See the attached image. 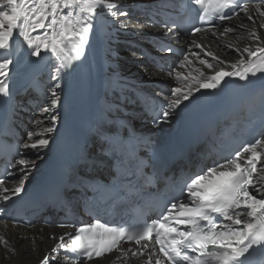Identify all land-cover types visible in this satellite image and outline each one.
Returning <instances> with one entry per match:
<instances>
[{
  "label": "snow or ice",
  "instance_id": "6c2138e0",
  "mask_svg": "<svg viewBox=\"0 0 264 264\" xmlns=\"http://www.w3.org/2000/svg\"><path fill=\"white\" fill-rule=\"evenodd\" d=\"M191 3L202 10L198 12L201 22L207 23L209 20L206 17L210 18L212 27L207 31L212 36L216 35L212 28L216 27L217 19L220 21V26H223L224 21L231 20L233 16L238 15L233 9H240L249 20H252L248 6L242 5L240 0H209L208 3L206 0H191ZM0 6L7 9L0 10V50L10 54V40L14 32L18 31L19 36L27 42L28 48H35V51L30 52L31 56L42 57L45 52L50 51L59 62L55 68L56 74L51 76L54 83L47 97L50 103L37 113L38 116L45 117L50 125L44 128L39 135L51 134L56 130L59 120L57 109L63 99L64 77L87 52V45L90 41L89 33L94 27L97 10L103 8L115 16L119 5L111 0H0ZM223 9H229L232 15L223 13ZM256 12L264 18V10H261L260 5H256ZM119 15L127 16V13L120 12ZM49 17H51V22L47 24V28L52 29L51 36L45 32L43 39L40 36L32 38L29 30L44 29ZM73 17L76 19L74 20ZM75 25H79V28ZM121 26L127 29V24ZM161 27L165 29V35H168L166 25ZM260 27L264 28V21L260 23ZM234 30L233 27H225L220 35L232 33ZM202 31L204 29L192 28L193 33ZM249 35L253 41L264 40V37L255 31L250 32ZM192 45L202 48L195 39L192 40ZM228 47L232 48V45L229 44ZM159 50L164 51V46L162 45ZM235 50L240 51L238 47ZM167 51L171 53L172 48L168 47ZM243 51L247 53L249 61L246 64L244 62L233 64L234 71L226 72L222 67L216 71L213 64L206 59H201L200 63L212 70L213 75H206L200 69H197L198 77H182L181 73L177 72V79L191 81V83L188 84L186 90L174 87L170 95L163 96L162 116L159 120H154V123L168 122L185 102L190 103L192 99H195V94L202 89H219L226 77H238L241 81H247L250 76H255L257 71H264V47L258 45L255 50L245 47ZM207 55L214 60H220L212 53H207ZM254 58H258L259 63L254 62ZM184 60L188 61L187 55L184 56ZM11 63L13 61L10 58L0 59V96L3 97L10 95V87L6 81L9 77L8 69ZM220 63L223 65L225 62L220 61ZM144 70L147 71V69ZM168 75H172L171 70ZM40 122L36 121V124ZM36 135L33 131L27 132L30 140ZM49 144L50 139L48 138H36L31 144L27 142L23 144L20 150L21 158L8 169V175L19 177L17 181H14L16 186L14 188L2 187L7 182V177L0 180V198L3 201L10 202L14 197L19 198L22 191H26V180L31 169L36 165V160L28 158V152L38 154ZM261 144H264V141L257 140L254 144L246 145L241 151H236L233 159L225 160L222 164H214L206 171L201 169L202 174H196L182 189L187 192L190 204L180 202L177 205L174 202L164 214L163 220L168 221L171 219L173 210H176L175 226L157 219L152 221L151 226L129 231L124 227H110L100 223L97 219L92 224L82 225L75 229L76 234L71 236L72 256L82 254L83 258L93 260L104 258L107 254L116 251L121 257L128 258L131 249L124 250L121 244L124 241H134L140 246V250L131 251V257H139L144 255L143 250L148 248V244L142 242L150 239L155 232L156 242L160 245V253L164 254L168 264H184V261L188 264H245L246 254L249 253L250 248L254 245L264 247V199H257L251 192V188L264 182V175H261L264 173V167H258V163L264 164V154L257 151V146ZM245 153L249 154L246 159ZM87 163L86 161V165ZM242 213L251 220H244ZM213 214H217L218 217L223 216L231 223L218 225L213 222ZM3 219L0 214V222ZM13 222L16 223L14 219ZM181 228L186 230H181ZM69 235L65 233L60 236L59 244L53 247L51 252L58 253L64 250L67 254L68 247L64 240L65 236ZM20 239H27V237ZM34 242L35 238H33ZM0 244L6 247L8 244L2 235H0ZM196 249H199L196 256L188 254V250L195 251ZM41 264H51L48 254L45 255ZM147 264H152L151 255L148 257ZM155 264H161L159 253L156 254Z\"/></svg>",
  "mask_w": 264,
  "mask_h": 264
},
{
  "label": "bare ground",
  "instance_id": "6f19581e",
  "mask_svg": "<svg viewBox=\"0 0 264 264\" xmlns=\"http://www.w3.org/2000/svg\"><path fill=\"white\" fill-rule=\"evenodd\" d=\"M135 1L136 0H111V2L119 5L115 16L103 8L97 10L96 19L94 20V29L90 30L89 33L90 41L87 45V52L81 58L80 62L64 77L63 99L57 109L59 120L56 130L51 134L40 136L39 134L43 129L50 126L46 122V118L34 114H32L30 118H27L28 131H33L37 135L30 140L27 134H25L26 140L24 143L27 142L31 144L35 142L36 138H48L50 139V144L39 152L41 153L39 157L36 156L35 153L30 159L36 160V165L29 173V178L26 181V190L35 182L37 175L47 163L50 148L57 135V131L62 125L64 117H66L71 110L82 107L84 103L89 100L99 101L110 108V105L114 104L115 101L113 99H108L106 97V92H111L112 89L117 88L119 82L133 81L144 88H151V86L147 85L150 81L170 83L171 76L155 70L152 66L145 65L144 61L138 57L136 52L132 51L126 44V41L141 43L144 40V35L152 32V29L144 22L143 16H141L136 9H131V5ZM248 8L252 20H249L246 15L242 16L241 11L240 14L236 15L224 26L233 27L235 29L234 32L221 36L220 33L224 31V27H222L218 31H213L216 33L215 36H212L210 33L206 39L201 38L199 34L191 37L192 40L195 39L197 43L201 44L202 48H196L192 45V40H184L182 44L187 50H190L191 53L188 55V61L182 58L172 65L171 71L174 77H176L177 72H180L182 77H198L199 72L197 69L204 71L206 75H213L214 72L212 70L207 69L205 65L200 63L201 59H206L213 64L216 71H219L221 67L226 72L234 71L235 69L232 67L233 64H240L241 62L246 64L249 61V57L247 53L243 51L245 47H250L252 50H255L258 45L264 47V40L253 41L249 35L250 32L255 31L258 35L264 37V28L260 27V23L264 21V18L260 17L256 12V5L249 6ZM0 10L7 9L0 6ZM261 10H264V8L261 7ZM120 12H126L127 16L119 15ZM73 19L75 20L76 17H73ZM50 22L51 17L46 20V27L44 29H36L35 31L30 29L31 37L35 38L36 36H40L43 39L45 32L51 36L52 29L47 28V24ZM122 24H127V29L123 28L121 26ZM75 27L79 28V25H75ZM155 34L161 35V33L157 32H155ZM162 34L165 35V33ZM165 36L169 37L170 34ZM19 40L21 41L18 42ZM10 43L12 46L10 54L0 50V59L10 58L13 61L8 69L9 75L24 73L30 81L35 80L46 84L50 95L54 83L51 76L56 74L55 68L59 63L56 57L50 51L45 52L42 57L31 56L30 52L35 51V48L29 49L27 42L23 37L19 36L18 31L14 32ZM229 44L232 45V48L228 47ZM237 47L240 49L239 52L235 50ZM200 52L204 54L202 57H200ZM207 53L218 56L220 60L212 59ZM139 59L143 62L139 61ZM220 61H224L225 63L221 65ZM144 69H147V71ZM129 75H139V77H137L139 79L126 78ZM233 78L234 77H226L225 80ZM179 80L181 82L178 85H173L170 89L181 87L186 90L188 84L191 83V81ZM76 83H78L77 86ZM204 90L205 89H202L201 91ZM197 94H195V96ZM48 103H50L49 100L42 108ZM187 104L188 102H185L183 106L176 111V114L182 111ZM36 121L41 122L36 124ZM168 125L169 124L166 123L163 128L160 126L150 128V131L163 135L166 133ZM139 127L149 128L144 124H141ZM262 141H264V139H262ZM259 147L262 152H264V144L259 145ZM15 186L16 184L11 182V185H5L3 187L14 188ZM23 192L24 191H22V193ZM58 232H63V230L55 227L42 226L38 223L32 226V228L27 229L11 224L4 225L0 223V235L4 236L8 241L7 247L0 244V264H38L47 251L50 252L51 264H74L67 261L62 255L51 252V249L56 247V234ZM21 237H27V239H20ZM33 238H35L34 243ZM120 261L119 258L116 259L109 256L104 260H93L87 263L76 264H115ZM133 264H141V262L134 261Z\"/></svg>",
  "mask_w": 264,
  "mask_h": 264
},
{
  "label": "rangeland",
  "instance_id": "374dc122",
  "mask_svg": "<svg viewBox=\"0 0 264 264\" xmlns=\"http://www.w3.org/2000/svg\"><path fill=\"white\" fill-rule=\"evenodd\" d=\"M243 15H245V14H242V16ZM225 28V27H224ZM94 29V28H93ZM106 31V30H105ZM104 31V32H105ZM189 40H192V38L191 39H189ZM21 40H19L18 42H20ZM11 48H12V46H11ZM128 52V51H127ZM201 53V52H200ZM204 54H200V57H202ZM139 61H141V62H143L141 59H139ZM135 78V79H139V78H137V77H139V75H129V76H127L126 78ZM141 80V79H140ZM143 81V80H142ZM166 84H168V83H166ZM48 95H49V92H48ZM48 101V99L46 98L45 100H43V104H45L46 102ZM32 115V114H31ZM31 117V116H30ZM26 134H27V132H26ZM34 155V154H33ZM29 178V177H28ZM28 180V179H27ZM26 180V181H27ZM6 185H11V183H8V184H6Z\"/></svg>",
  "mask_w": 264,
  "mask_h": 264
}]
</instances>
